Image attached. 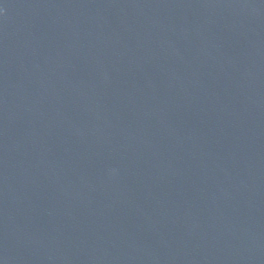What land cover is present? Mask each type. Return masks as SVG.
<instances>
[{"label":"water","instance_id":"95a60500","mask_svg":"<svg viewBox=\"0 0 264 264\" xmlns=\"http://www.w3.org/2000/svg\"><path fill=\"white\" fill-rule=\"evenodd\" d=\"M0 264H264V0H0Z\"/></svg>","mask_w":264,"mask_h":264}]
</instances>
